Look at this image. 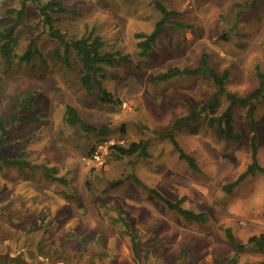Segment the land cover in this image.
Masks as SVG:
<instances>
[{
  "label": "rangeland",
  "instance_id": "rangeland-1",
  "mask_svg": "<svg viewBox=\"0 0 264 264\" xmlns=\"http://www.w3.org/2000/svg\"><path fill=\"white\" fill-rule=\"evenodd\" d=\"M38 1L61 3L63 10L51 15L66 38L93 31L105 50L128 58L103 65L100 82L119 101H100L97 86L90 92L82 86L74 52L65 63L35 1L26 2L14 51L20 55L34 38L38 53L29 62H6L0 54V117L9 128L0 153L21 159L0 160V264H264V251L253 245L236 251L225 233L229 228L240 243L264 233V173L246 176L232 191L221 187L250 162L251 120L264 167V97L232 107L240 139L219 136L207 123L208 111L181 122L173 134L194 158L193 168L160 134L217 87L206 75L155 80L170 66L195 67L206 53L219 73L228 70L230 92L245 96L261 87L264 93V0H160L177 13L144 56L134 34L150 32L161 19L156 0ZM21 2L0 0V27L14 21L7 10ZM29 92L34 101L21 109ZM228 103L221 94L214 114ZM66 104L89 125L108 124V133L67 123ZM107 135L126 145L146 139L148 154L109 153L98 165L90 149ZM151 188L171 201L184 196L182 207L203 212V220L170 209ZM120 218L135 235V251Z\"/></svg>",
  "mask_w": 264,
  "mask_h": 264
},
{
  "label": "trees",
  "instance_id": "trees-1",
  "mask_svg": "<svg viewBox=\"0 0 264 264\" xmlns=\"http://www.w3.org/2000/svg\"><path fill=\"white\" fill-rule=\"evenodd\" d=\"M21 6L17 9H8L10 13H15V19L13 22L0 27V54L6 62L12 61L13 58H18L19 61L29 62L35 56L37 52L35 40L31 39L26 47V49L20 54L16 55L14 48L16 45L17 37L15 35L17 26L21 23L24 18V12L26 8V2L28 0H21ZM35 1V5L39 11L44 27L48 32V35L53 39L57 40L58 43L63 47V59L65 63H68V54L73 51L76 58L79 60L81 69H80V81L84 89L87 91L93 90L94 86H97L98 89V98L100 101L107 103H116L119 101L109 90H107L102 83L100 82V77L103 72V65H109L115 61H125L128 58L127 54H121L117 51L105 50V42L99 36L89 31L87 34L82 35L79 38H66L64 33L55 26L54 18L51 15V12L62 11L63 8L61 3L56 1L49 2H40ZM156 7L162 12V17L156 23L154 28L148 32H136L134 37L136 39V46L139 49V55L144 56L152 48L157 36L161 33V30L165 22L177 12L174 10H168L160 0H156ZM181 25V24H180ZM191 75H206L208 76L213 83L216 85L217 90L212 95V97L203 105L193 106L188 115L182 117H175L170 124L169 128L162 132L160 135L166 136L170 139L173 147L178 152V155L181 159H184L189 166L196 168L194 158L187 153L179 144L178 140L175 138L173 132L175 128L183 121H186L190 118L198 117L201 112L208 111L206 115L207 123L209 126L215 129V132L221 136L223 139H240V133L234 126L232 118V107L234 105H250L251 101L259 97H264V93L261 87L256 88L253 92L248 95H238L236 93L230 92L225 85V82L228 78V70H223L219 73L209 62L208 55L202 53L200 56V62L195 67L189 66H170L165 70L159 71L155 74V80H166L175 76H191ZM261 75V74H260ZM223 94L228 99V105L219 113L214 114L215 110L219 103V97ZM34 101L33 93H27L21 100L20 107L21 109H27L30 107ZM250 112V109L248 113ZM65 121L71 125H78L83 131L104 135L108 133L109 126L108 124H102L101 126H93L87 124L82 120L78 111L71 104L65 105L64 111ZM250 130L252 132L250 136V162L246 167L238 173V175L231 181L223 184L221 187L225 191H232L236 185L245 179L246 176L254 174L256 171H261L264 173V167L260 165L257 158V142L256 134L254 133V123L251 120ZM9 132V128L6 127L3 119L0 117V147L2 145L3 136ZM147 147L148 142L146 139H139L137 141H132L127 145H118L112 147L111 153L116 158H121L124 156H147ZM0 160L2 163H17L20 162V158H10L6 155L0 153ZM54 177V176H53ZM61 179V178H55ZM137 182L140 183L138 178H134ZM121 178L111 181V185H118L121 182ZM158 198L166 203L170 209H174L183 216L193 219V220H203L204 213L199 211H193L182 207L181 202L184 199V196L181 198L171 201L164 196H162L154 188L150 189ZM264 216V211H263ZM120 221L124 225V230L129 234L131 238V247L132 250H136L137 242L135 241V235L130 232L128 222L120 218ZM226 237L230 243H232L236 251L244 249L248 245H253L258 248L260 251H264V233L254 234L248 237L245 243H240L236 240L234 234L229 228L225 229ZM224 264H232L230 259L226 260Z\"/></svg>",
  "mask_w": 264,
  "mask_h": 264
},
{
  "label": "built area",
  "instance_id": "built-area-1",
  "mask_svg": "<svg viewBox=\"0 0 264 264\" xmlns=\"http://www.w3.org/2000/svg\"><path fill=\"white\" fill-rule=\"evenodd\" d=\"M121 106L126 110H131L130 104L126 101H122ZM125 143V138L120 136H103L91 146L90 155L92 161L102 165L105 162V156L111 153L112 147L126 145Z\"/></svg>",
  "mask_w": 264,
  "mask_h": 264
},
{
  "label": "crops",
  "instance_id": "crops-1",
  "mask_svg": "<svg viewBox=\"0 0 264 264\" xmlns=\"http://www.w3.org/2000/svg\"><path fill=\"white\" fill-rule=\"evenodd\" d=\"M237 175H238V174H237ZM237 175H236V176H237Z\"/></svg>",
  "mask_w": 264,
  "mask_h": 264
}]
</instances>
